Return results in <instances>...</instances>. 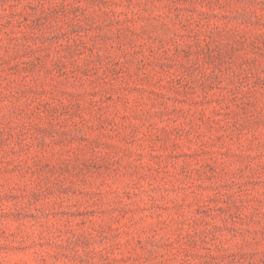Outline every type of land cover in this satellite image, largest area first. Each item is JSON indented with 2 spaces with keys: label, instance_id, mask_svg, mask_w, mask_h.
<instances>
[{
  "label": "rangeland",
  "instance_id": "rangeland-1",
  "mask_svg": "<svg viewBox=\"0 0 264 264\" xmlns=\"http://www.w3.org/2000/svg\"><path fill=\"white\" fill-rule=\"evenodd\" d=\"M0 264H264V0H0Z\"/></svg>",
  "mask_w": 264,
  "mask_h": 264
}]
</instances>
